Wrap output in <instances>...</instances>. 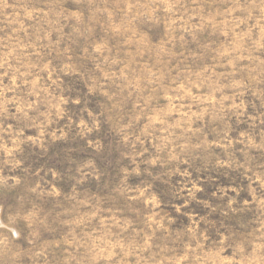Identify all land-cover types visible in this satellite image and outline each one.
I'll list each match as a JSON object with an SVG mask.
<instances>
[{"label":"rangeland","instance_id":"obj_1","mask_svg":"<svg viewBox=\"0 0 264 264\" xmlns=\"http://www.w3.org/2000/svg\"><path fill=\"white\" fill-rule=\"evenodd\" d=\"M0 264H264V0H0Z\"/></svg>","mask_w":264,"mask_h":264}]
</instances>
